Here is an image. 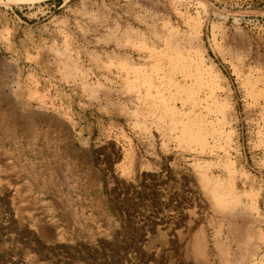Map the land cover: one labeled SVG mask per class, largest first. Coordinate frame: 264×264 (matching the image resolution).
<instances>
[{
	"label": "rangeland",
	"instance_id": "374dc122",
	"mask_svg": "<svg viewBox=\"0 0 264 264\" xmlns=\"http://www.w3.org/2000/svg\"><path fill=\"white\" fill-rule=\"evenodd\" d=\"M0 264H264V0H0Z\"/></svg>",
	"mask_w": 264,
	"mask_h": 264
}]
</instances>
